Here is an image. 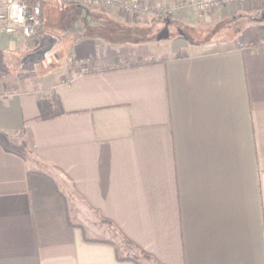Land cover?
I'll return each instance as SVG.
<instances>
[{"label": "crops", "instance_id": "crops-1", "mask_svg": "<svg viewBox=\"0 0 264 264\" xmlns=\"http://www.w3.org/2000/svg\"><path fill=\"white\" fill-rule=\"evenodd\" d=\"M151 1L0 30V264H264V5Z\"/></svg>", "mask_w": 264, "mask_h": 264}, {"label": "built area", "instance_id": "built-area-1", "mask_svg": "<svg viewBox=\"0 0 264 264\" xmlns=\"http://www.w3.org/2000/svg\"><path fill=\"white\" fill-rule=\"evenodd\" d=\"M69 4L89 8H111L123 15L136 18L141 12L170 16L176 5L158 6L156 10L142 6L138 0H64ZM258 0H197L190 3L198 11H209L232 3L246 4ZM263 2V0H261ZM261 2V3H262ZM41 0H7L0 2V30L14 34L18 31L25 37L34 35L40 27ZM264 44V37L262 38Z\"/></svg>", "mask_w": 264, "mask_h": 264}, {"label": "rangeland", "instance_id": "rangeland-1", "mask_svg": "<svg viewBox=\"0 0 264 264\" xmlns=\"http://www.w3.org/2000/svg\"><path fill=\"white\" fill-rule=\"evenodd\" d=\"M138 2H140L142 6L147 5L148 7L153 8L154 10H156V7H158V6H168L170 4H175L176 5V9H178L181 6V4L179 2H174V1L167 2V3H158V4L153 3L151 0H138ZM261 2H262L261 0H258V1H255V2L246 3L245 5H250L253 8L255 7L256 10H259L260 7H262V5H264V0H263L262 3ZM70 5H74V4H70ZM70 5H69V3L65 2L64 0H55L54 4H52L48 8V10H49L48 17H47L48 25H49V27L52 28V30H54V32H57V34L59 36L62 35V34H65V32H67V29L70 27L69 23H70V20H71L72 16L68 15L69 11H67V9H69L70 11L73 10V8ZM242 5H244V4H242ZM83 9L85 11H87L85 8H83ZM97 9H101L102 10V8H97ZM141 13L142 14H140L138 17L133 18V19H137V20H143V19L162 20L164 18L172 17L174 12L170 16H163V15L159 16L155 12H153V13L141 12ZM51 36H53V35H51ZM51 59H52V62H53L54 59L49 56L48 60L43 61V62H39L36 65V68L38 70L39 69H43L44 67H46L48 61H50ZM59 59H62V57L59 56ZM11 139L13 140V138H11ZM8 145H10L9 142H8ZM11 146H13V144ZM142 252H141L140 255L138 254V257L147 258V259L150 258L147 253H145L144 251H142Z\"/></svg>", "mask_w": 264, "mask_h": 264}, {"label": "trees", "instance_id": "trees-1", "mask_svg": "<svg viewBox=\"0 0 264 264\" xmlns=\"http://www.w3.org/2000/svg\"><path fill=\"white\" fill-rule=\"evenodd\" d=\"M44 2H45V0H41L42 8H43ZM41 21H42V10H41V14H40V27H41ZM40 27L37 29V31L34 33V35H32L30 37V39L32 41H36V39L38 38V36L40 34V31H39ZM151 62H154V61H144V62H141L140 64H146V63H151ZM32 73H33L32 71L31 72H25V73H22L21 75H24V74L30 75ZM37 104H38V114L35 117V119H48V118L58 116L64 112L59 96L53 91H49L48 93H46L42 97H40L38 99ZM88 240L104 241L103 239H100V238H92V239H88ZM118 258L129 259V260L135 261L137 264H142L135 257H130V256H122L121 257L118 255Z\"/></svg>", "mask_w": 264, "mask_h": 264}]
</instances>
